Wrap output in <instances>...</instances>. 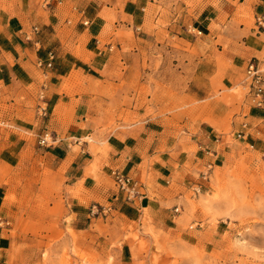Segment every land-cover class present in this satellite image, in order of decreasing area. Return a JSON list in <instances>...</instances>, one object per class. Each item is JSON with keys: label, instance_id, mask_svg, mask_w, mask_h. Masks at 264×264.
Segmentation results:
<instances>
[{"label": "crops", "instance_id": "obj_1", "mask_svg": "<svg viewBox=\"0 0 264 264\" xmlns=\"http://www.w3.org/2000/svg\"><path fill=\"white\" fill-rule=\"evenodd\" d=\"M190 10L199 12L193 26L182 20ZM263 13L264 0H0V220L10 219L17 205L9 200L17 195L13 170L34 152L67 181V214L76 231L92 226L94 206L105 209L100 217L127 223L150 218L163 225L182 217L185 195L196 187L189 174L212 168L232 150L225 131L264 121V72L262 106L248 94L238 107L213 100L183 120L188 130L179 146L172 118L146 115L153 99L145 103L138 91L141 49L166 19L170 39L187 44V31L195 45L205 38L207 49L197 56L208 52L219 66L220 94L232 93L242 88L251 61L264 67V28L257 24ZM97 98L117 106L119 115L95 120L90 109ZM187 99L203 107L197 93ZM113 122L119 127L111 130ZM35 138H46L39 145L47 150L32 151ZM114 171L139 184L133 202L119 192Z\"/></svg>", "mask_w": 264, "mask_h": 264}, {"label": "rangeland", "instance_id": "obj_2", "mask_svg": "<svg viewBox=\"0 0 264 264\" xmlns=\"http://www.w3.org/2000/svg\"><path fill=\"white\" fill-rule=\"evenodd\" d=\"M198 14L190 10L182 20L193 26ZM166 22L160 21L162 30L156 40L151 38L141 49L138 91L145 103L153 99L146 115L172 118L171 126L180 131L179 146H183L188 130L183 120L206 111L213 100L238 107L253 93L246 71L242 88L221 95L218 64L208 52L197 56V51L207 49L205 38L195 45L196 37L187 31V44L170 39L163 29ZM195 93L204 100L202 108L187 99ZM129 99L124 93V106ZM102 104L93 99L90 111L95 120L102 113L115 116L121 111ZM111 126L112 130L119 124ZM224 134L232 150L214 159L212 168L203 166L189 174L196 187L185 195V212L163 225L150 218L127 223L111 215L106 220L105 214L98 213L87 231H76L67 214V181L40 152H34L24 166L13 170L17 195L9 200L17 205L10 219L0 220V264H264V121L230 126ZM35 139L32 151L47 150L39 145L41 139Z\"/></svg>", "mask_w": 264, "mask_h": 264}, {"label": "built area", "instance_id": "obj_3", "mask_svg": "<svg viewBox=\"0 0 264 264\" xmlns=\"http://www.w3.org/2000/svg\"><path fill=\"white\" fill-rule=\"evenodd\" d=\"M257 24L264 28V13L257 18ZM51 66V64H49ZM264 72V67H262L258 61H251L247 67V77L250 80V90L253 93L254 96V102L258 106H262L263 100V88L261 87V74ZM41 145H45L48 143V140L46 138L42 139L40 141ZM115 181V185L118 188L119 192L126 194L127 201L133 202L135 199L138 198V188L139 184L135 181H133L128 176L124 175L120 171H114L112 173ZM105 209L102 208V211L97 206H94L91 213L92 214H98L101 212H104Z\"/></svg>", "mask_w": 264, "mask_h": 264}]
</instances>
